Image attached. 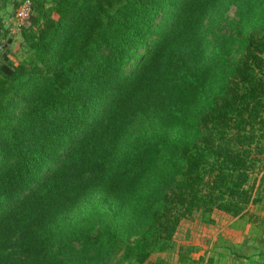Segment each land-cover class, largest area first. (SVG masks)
Returning <instances> with one entry per match:
<instances>
[{
	"label": "trees",
	"instance_id": "trees-1",
	"mask_svg": "<svg viewBox=\"0 0 264 264\" xmlns=\"http://www.w3.org/2000/svg\"><path fill=\"white\" fill-rule=\"evenodd\" d=\"M25 1L29 61L12 64L0 45V232L30 206L18 224L27 264H160L182 220L256 204L246 184L264 169V0H52L36 16ZM230 7L228 31L207 32ZM77 18L68 78L48 65ZM196 250L179 247L178 264H203Z\"/></svg>",
	"mask_w": 264,
	"mask_h": 264
},
{
	"label": "rangeland",
	"instance_id": "rangeland-1",
	"mask_svg": "<svg viewBox=\"0 0 264 264\" xmlns=\"http://www.w3.org/2000/svg\"><path fill=\"white\" fill-rule=\"evenodd\" d=\"M25 0H0V45L6 44V49H8V58L14 65L27 64L30 57V51L23 40L22 36L19 35L18 29L14 24V20H11L12 15L16 14L21 8L22 3ZM33 6V15H37L39 7L44 6L49 8L52 5V0H31ZM117 8L115 6L111 9L114 11ZM224 10V7H223ZM222 10V11H223ZM235 7H230L229 10L225 11L223 14H216L215 16L209 17L204 26L207 32H212L213 34H223L227 30V21L232 20L235 17ZM52 19L57 20V16L52 14ZM154 29L160 35L163 34L165 28L169 25V19L163 21L160 17L154 22ZM81 27L80 18L65 21L63 27L60 29V33L57 36L56 45L59 43L60 51L51 60L48 67L52 71H63L66 77H71L73 73L77 71L76 68V58H69V54L73 47L80 45L82 39L79 35V29ZM7 28L9 32L5 30ZM155 36L152 38L150 45H153ZM212 42L211 36L209 37ZM3 59V54L0 53V61ZM131 66H129L126 71H130ZM51 72V70L49 71ZM32 91H35V86H30L26 91V99L32 97ZM105 104H103L94 114L91 121L87 124L86 129H90L96 124L100 123L105 118ZM6 163L5 161H0V166ZM62 163L56 164V167L61 166ZM38 183L31 187V191L25 192L16 204L18 205L20 201L27 196H31V192H36L39 187ZM246 187L252 189V195L254 199H260L261 205H250L247 211L239 217H232L226 213L220 211H214L211 214L213 223L207 224L201 221L200 213L194 214L191 219L182 220L173 236L174 248L171 251L163 253H154L155 262L160 264H178L177 262V250L179 247H195L197 250L192 253L194 259L199 257L203 258V264H214L216 256H221V253H226L225 251H218V246L227 249L230 247L234 241L239 240L243 244L248 242V229L249 225L252 226L255 222L253 220L252 212L256 209L262 213L264 212V169L255 170V172L250 176ZM56 188L54 185L52 189ZM49 190V188H48ZM39 196V193H38ZM32 198V196H31ZM34 200V199H33ZM32 200V201H33ZM263 206V207H262ZM257 207V208H256ZM30 206H24L19 210L16 217V222H10L7 227L3 228L0 232V264H27V261L20 253V239L19 233L20 229L18 224L22 223L30 213ZM259 212V213H260ZM264 222L261 224L263 227ZM244 254H247L244 251ZM242 257H246V255ZM211 259L212 263L209 262Z\"/></svg>",
	"mask_w": 264,
	"mask_h": 264
},
{
	"label": "crops",
	"instance_id": "crops-1",
	"mask_svg": "<svg viewBox=\"0 0 264 264\" xmlns=\"http://www.w3.org/2000/svg\"><path fill=\"white\" fill-rule=\"evenodd\" d=\"M257 200L254 205H261V200ZM259 212L256 209L252 212V222L255 223L252 226L249 225L247 244L237 240L230 247L227 246V249L224 248L225 246L221 248L218 246V251H225L226 253H221V256L217 255L214 264H264V225L261 227L264 222V212L262 217L261 212ZM244 251L247 254H244ZM241 253L246 257H242Z\"/></svg>",
	"mask_w": 264,
	"mask_h": 264
},
{
	"label": "built area",
	"instance_id": "built-area-1",
	"mask_svg": "<svg viewBox=\"0 0 264 264\" xmlns=\"http://www.w3.org/2000/svg\"><path fill=\"white\" fill-rule=\"evenodd\" d=\"M31 14V7H30V2L25 1L22 5L19 11L16 13L14 17V24L17 29H19L20 24L25 21L26 19L29 18Z\"/></svg>",
	"mask_w": 264,
	"mask_h": 264
}]
</instances>
